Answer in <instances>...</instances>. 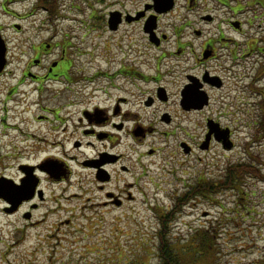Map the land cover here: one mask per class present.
I'll return each mask as SVG.
<instances>
[{
  "label": "flooded vegetation",
  "instance_id": "flooded-vegetation-1",
  "mask_svg": "<svg viewBox=\"0 0 264 264\" xmlns=\"http://www.w3.org/2000/svg\"><path fill=\"white\" fill-rule=\"evenodd\" d=\"M17 1L0 0V264L64 248L80 231L81 208L147 207L169 213L171 231L181 230L186 209L225 183L250 203V242L229 263L264 264V176L208 171L214 145L239 146L224 120L238 118L241 95L255 127L246 148L264 139V3L27 0L22 16ZM251 10L260 19L255 34ZM74 23L103 31L81 33ZM228 159L227 171L241 164ZM167 183L172 204L152 205Z\"/></svg>",
  "mask_w": 264,
  "mask_h": 264
},
{
  "label": "rangeland",
  "instance_id": "rangeland-1",
  "mask_svg": "<svg viewBox=\"0 0 264 264\" xmlns=\"http://www.w3.org/2000/svg\"><path fill=\"white\" fill-rule=\"evenodd\" d=\"M13 7L18 13L24 16L30 11L31 7L27 0H18ZM97 10L103 13L104 6L97 3ZM97 12V13H98ZM99 14V13H98ZM251 21L254 19L253 11L249 12ZM26 23V20L22 21ZM260 19H255L253 24H248V29L255 34V29L260 30ZM79 28V32L84 33L85 28L88 30L90 25H81L74 23ZM264 26V24H263ZM89 31L99 33L103 31V27L96 26V30ZM260 35H264V29L259 31ZM241 95V101L238 107L241 111L237 115V119L224 123L231 125L234 130V138L239 144L233 151H226L214 145L209 152V177L225 176L227 174L226 164L228 158L238 160L241 163H251L261 168V174L264 176V139L257 140L251 148H246L245 143L252 140L254 119L244 114V107L248 106L246 100ZM158 138H152L150 143L162 144ZM146 149L147 146H143ZM255 157L253 161L250 156ZM254 165V166H255ZM252 175H243L240 177H248ZM168 180L171 179L167 176ZM236 185H234L235 187ZM250 187V186H249ZM248 185H244V190L249 191ZM173 185L163 184L157 199H152V205L161 208L172 204ZM153 191V190H152ZM241 192L236 188H223L219 192H212L208 199L199 201L193 208H187L183 220L188 222L187 227L182 224L181 230L171 231L170 237L173 244L182 252V264H231L234 258L238 256V246L241 244H249L251 232L249 231V206L241 204L239 197ZM243 195V194H242ZM150 196H153L151 194ZM250 199L251 196H249ZM156 198V195H155ZM88 203L82 199L80 205ZM88 208V207H87ZM140 209V208H138ZM78 212V211H77ZM89 212V211H88ZM86 214L81 208L79 217L75 218V226L80 230L75 233H66L69 237H73L74 241H64V248L58 247L55 252L50 246H45L39 251L37 260L33 263L20 262L17 258L12 264H158V231L159 216L153 211L145 207L143 213H134L130 209L128 211L114 210L112 213L104 214ZM203 229L202 232L197 231ZM207 231V232H206ZM211 236V249L201 258L194 257L197 248L192 249L189 245L190 237H193L195 244L199 243L201 236ZM186 246L187 250L182 251V247ZM23 249L18 248L17 253ZM193 252V254H192ZM254 254L245 256L243 260L253 259Z\"/></svg>",
  "mask_w": 264,
  "mask_h": 264
},
{
  "label": "trees",
  "instance_id": "trees-1",
  "mask_svg": "<svg viewBox=\"0 0 264 264\" xmlns=\"http://www.w3.org/2000/svg\"><path fill=\"white\" fill-rule=\"evenodd\" d=\"M264 3V0H261ZM257 165L254 167L249 163H241L239 166L232 168L230 171H227V176L234 178L235 176H243V175H254L261 176V168H257ZM235 184H233L234 186ZM232 184L225 183L223 188L233 187ZM213 192L212 187L209 186L208 193L211 194ZM170 220L171 217L169 213L166 215L160 216L159 218V231H158V255L159 261L158 264H182V256H180L179 248H176L172 242L170 237L171 229H170ZM207 232V231H206ZM213 244L211 243V236L207 234L206 236H201L197 247H194L196 253H194V257L201 258L205 255L208 249H211ZM192 247V246H191ZM193 248V247H192ZM193 254V252H192Z\"/></svg>",
  "mask_w": 264,
  "mask_h": 264
},
{
  "label": "water",
  "instance_id": "water-1",
  "mask_svg": "<svg viewBox=\"0 0 264 264\" xmlns=\"http://www.w3.org/2000/svg\"><path fill=\"white\" fill-rule=\"evenodd\" d=\"M154 27H155V25L154 26H149L150 31H153ZM224 138H225V140H227L228 139V136L226 135ZM227 147L228 148H231V144H228Z\"/></svg>",
  "mask_w": 264,
  "mask_h": 264
}]
</instances>
